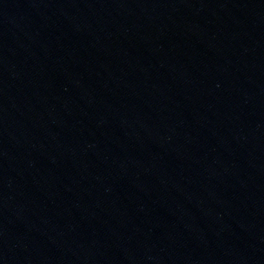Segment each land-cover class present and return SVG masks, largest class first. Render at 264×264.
Here are the masks:
<instances>
[{"label":"water","instance_id":"obj_1","mask_svg":"<svg viewBox=\"0 0 264 264\" xmlns=\"http://www.w3.org/2000/svg\"><path fill=\"white\" fill-rule=\"evenodd\" d=\"M0 264H264V0H0Z\"/></svg>","mask_w":264,"mask_h":264}]
</instances>
